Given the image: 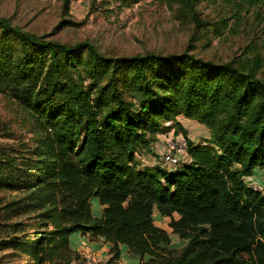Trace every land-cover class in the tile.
Segmentation results:
<instances>
[{"label":"trees","instance_id":"obj_1","mask_svg":"<svg viewBox=\"0 0 264 264\" xmlns=\"http://www.w3.org/2000/svg\"><path fill=\"white\" fill-rule=\"evenodd\" d=\"M164 1L194 29L220 37L233 23L232 33L249 32L243 57L215 62L190 48L107 56L0 18V94L30 135L0 144V194L12 195L0 200V251L83 264L70 242L79 233L110 243L113 261L125 246L139 264H264V193L246 179L264 178V0ZM70 2L62 0L64 12ZM202 3L217 22L202 16ZM185 121L207 137L192 142ZM171 127L188 142L179 165L159 163L163 150L139 164ZM155 212L170 219L179 250Z\"/></svg>","mask_w":264,"mask_h":264},{"label":"rangeland","instance_id":"obj_2","mask_svg":"<svg viewBox=\"0 0 264 264\" xmlns=\"http://www.w3.org/2000/svg\"><path fill=\"white\" fill-rule=\"evenodd\" d=\"M174 10L175 7H169L164 0H139L135 3H132V0H71L66 12L62 10V0H0V18L10 19L13 25L20 27L24 32L45 36L46 40L67 45L88 42L107 56H130L146 52L179 54L190 48V53L197 57L227 62L243 57L245 49L250 45L252 35L242 29H235L232 33L230 29L234 27L233 23L229 24L230 29L222 36L216 37L208 29L197 30L191 24L182 22ZM198 10L202 16H208L210 20L217 22L215 11L206 3L200 4ZM67 19L78 26L65 27L62 22ZM262 71L264 72V68ZM13 110L15 109H12V104L0 94V144L6 146H15L30 138L23 128L22 118ZM3 127L5 129H2ZM175 130L171 127L170 130L165 129L162 134H157L150 150H145L138 156L139 164L151 160L154 154H161L160 151L165 148H162L165 140L174 138L175 135L183 137ZM201 130L200 137L202 134L207 137L206 131ZM189 133L187 131V135ZM193 133L198 134L196 131ZM7 134L12 136L5 137ZM193 135L190 134L189 137ZM203 140L200 138L197 143ZM159 163L169 170L176 168L165 164L162 155ZM246 179L251 180L252 184L255 183L254 185L264 193L262 174L252 173ZM11 197L9 193L0 194V200H8ZM89 205L92 216L99 218L102 207L97 198L91 197ZM174 218L178 219V216L175 215ZM169 223L168 218L161 226L171 237L169 247L179 250L182 241L172 234ZM155 224L159 225L156 222ZM74 235L70 236L73 245ZM126 250V247L122 246L120 260L125 261V264H135L134 257L127 255ZM110 260L104 264H117L116 261ZM0 264L33 262L26 255L8 250L0 251Z\"/></svg>","mask_w":264,"mask_h":264},{"label":"built area","instance_id":"obj_3","mask_svg":"<svg viewBox=\"0 0 264 264\" xmlns=\"http://www.w3.org/2000/svg\"><path fill=\"white\" fill-rule=\"evenodd\" d=\"M188 150V142L183 138H171L166 142L163 151V162L171 166L179 165L182 155ZM253 190L261 191L258 186L249 184ZM85 236V235H84ZM77 253L83 264H104L103 259L91 248L88 239L83 238L78 246Z\"/></svg>","mask_w":264,"mask_h":264},{"label":"crops","instance_id":"obj_4","mask_svg":"<svg viewBox=\"0 0 264 264\" xmlns=\"http://www.w3.org/2000/svg\"><path fill=\"white\" fill-rule=\"evenodd\" d=\"M185 126H187L189 129H188V131L190 132L189 133V135H187L188 137L190 136V134H194L193 132L194 131H196V132H198V134H194L193 136H191V137H189V139L192 141V142H194V143H197L198 142V139H200V138H203L204 136H203V134H202V137H200V135H201V132H200V130L201 129H203V128H201V126H199V125H197V124H195V123H193V122H187V121H185ZM201 131H204V130H201ZM206 131V130H205ZM206 134H207V132H205ZM204 133V134H205ZM166 141V140H165ZM161 143V142H160ZM163 144H162V148H163ZM161 153H162V150H161ZM152 162V163H151ZM147 163H150V164H153V160H149V161H147ZM154 224H155V222L156 223H159V225H156L155 224V226H157L158 228H160V229H162V230H164V231H166L165 230V228H163L161 225V223L162 222H164L166 219H168L167 217H161V216H159L158 215V213L157 212H155L154 213ZM83 238H86V239H88V241H89V244H90V246H91V248L101 257V259H103V261L105 262V261H107V260H109L110 258H111V255H110V248H111V244L110 243H107V242H105L103 239H101V238H93V239H91L90 238V236L87 234V235H85V236H83V235H81V234H79V233H75V235H74V241H75V245H73V243H71V247L75 250V251H77V249H78V246H79V243H80V241L83 239ZM70 242H71V240H70ZM120 248V252H121V248H122V246H120L119 247ZM126 254L127 255H130V256H132V257H134V259H135V262L137 263V260H138V264H139V259L137 258V257H135V256H133L132 254H130L129 253V251H128V249L126 250ZM120 257H121V254H120ZM120 257H119V260L118 261H116L117 262V264H125V261H123V260H120ZM135 263V264H136Z\"/></svg>","mask_w":264,"mask_h":264}]
</instances>
